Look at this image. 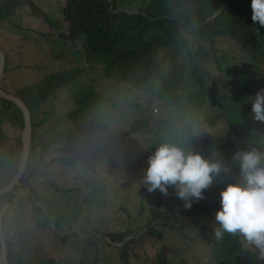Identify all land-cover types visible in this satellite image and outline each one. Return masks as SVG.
<instances>
[{
	"label": "trees",
	"instance_id": "16d2710c",
	"mask_svg": "<svg viewBox=\"0 0 264 264\" xmlns=\"http://www.w3.org/2000/svg\"><path fill=\"white\" fill-rule=\"evenodd\" d=\"M53 1L55 10L50 8L47 14L33 0H0V35L8 28L14 34L9 39L18 40L16 35L27 34L34 44L36 36L45 39L56 29L58 38L77 48L76 54L84 64L95 67L109 82L110 92L148 95L161 104V113L146 114L135 95L128 103V114L115 118L120 104L116 98L106 89L98 91L87 86L71 96L73 108L57 115L52 122L53 101L64 86L71 84L69 72H52L14 91L31 114V146L19 181L22 185L0 195V204L12 205L8 210L18 205L22 210L25 202L30 211L28 221L34 230L53 228L60 239L80 238L85 247L108 238L109 245H121L120 264H131L136 258L132 253L134 244L124 242L134 235L140 238V230L105 232L88 215H81L82 221L76 225L78 232L72 230L66 234L61 214L53 217L49 206L31 185L35 182V169H49L55 164L67 169V177L82 165L98 170L107 163L115 169L119 163L108 156L115 151L113 146L129 136L147 137L148 156L159 144L173 143L185 151L199 153L204 159L218 161L227 171L214 177L212 184L202 190L203 198L194 201L190 208L184 207L175 192L170 198L169 191L167 194L158 191L154 198L142 197L136 213L153 211L147 224L155 221L159 228L146 232L160 241L164 231L181 233L186 228L206 244L214 264H246L245 260L249 264H264L240 237L225 233L217 241L213 235L214 213L220 206L219 192L226 183L239 179L235 154L252 149L264 153V122L253 119L250 103L264 89V75L260 72V63H264V27L251 20L250 0H148L138 8L131 6L133 0ZM23 10L36 15L31 14L38 22L37 30L22 27L16 21L15 15ZM1 50L4 54L2 47ZM9 66L5 56L0 89L7 94L10 92L4 76L17 69ZM47 104L49 109L44 110V117L35 123L34 115ZM112 126L121 128V132L109 141L104 133ZM23 129L20 108L0 98V190L17 174ZM36 129H41L38 135ZM8 132L18 134L14 143L9 142ZM134 172L140 173L141 167L135 166ZM74 174L78 184L80 175ZM140 179L143 183V178ZM50 187L61 195L75 191L53 184ZM19 188L26 192V199L21 196L17 204ZM85 206L101 210L98 220L108 210L110 215L111 211L127 213L121 202L108 198L105 187L96 196L85 198L81 209ZM6 217L7 212L3 231L8 263L13 264L14 245L8 240ZM23 260L19 255L15 264H24ZM154 263L173 264L168 255L161 253ZM41 264L95 263L66 256L45 259Z\"/></svg>",
	"mask_w": 264,
	"mask_h": 264
},
{
	"label": "rangeland",
	"instance_id": "374dc122",
	"mask_svg": "<svg viewBox=\"0 0 264 264\" xmlns=\"http://www.w3.org/2000/svg\"><path fill=\"white\" fill-rule=\"evenodd\" d=\"M126 1L124 0V2ZM147 1L133 0L131 2L132 5H130L133 8H138L142 6L143 2ZM33 2L38 8L45 10L47 14L50 12V8L55 10L53 0H33ZM31 14L36 16L29 10L17 12L15 15L16 21L22 27L37 30L38 22ZM53 14L55 15V12ZM52 31L53 34L45 39H40L36 36L37 43L34 44L29 41L30 38L27 34L16 35L19 38L18 40L9 39L11 34H14L8 28L3 31L5 33L2 36L0 35V47L3 48L4 54L8 59L9 68L12 66L17 67L12 73L8 72L4 76V83L9 88L10 95H14V91L37 82L52 72H61L62 74L69 72L68 80L71 81V84L64 86L58 92L57 99L53 101L52 122L57 115L61 116L66 110L73 108L71 96L77 89L87 86H91L98 91L106 89L108 94L116 98L120 104L115 118L128 114V103L134 99L135 95L143 104L146 114L152 112L154 116L160 115L161 104H157L148 95H141L137 92L133 95L131 93L122 94L112 88L113 92H110L109 82L97 69L84 64L83 59L76 54L77 48H72L70 43L60 40L56 34V29H52ZM22 38L25 40H22ZM71 66L74 67L69 70ZM260 72L264 75V63H260ZM47 109H49V104L44 109L37 111L33 121L39 123L44 117V110ZM155 110L158 112L155 113ZM126 123H128V119H126ZM218 129H221V125ZM40 131L41 129H36L37 135ZM120 132L121 128L112 126L105 131L104 138L111 141ZM17 135L15 132H8L9 142L14 143V138L16 139ZM146 139L147 137L144 138L138 135L129 136L114 145L115 151L109 153L108 156L119 163V166L115 169L107 163L102 164V167L98 170L90 166L86 168L82 165L76 171H70V176L67 177L66 173H69L67 169L55 164L49 169L46 167L35 169L33 174L35 182L31 186L44 199L46 206H49V211L53 217L58 213L61 214L64 219L62 222L63 230L66 231V234L72 230L78 232L76 225L82 221L81 215H88V218L99 224L98 227L105 232L109 230L113 233H124L128 230H140L142 233L140 238L134 235L127 238L124 242L134 244L132 253L135 254L136 258L130 261L131 264H155L154 262L160 253L168 255L173 264L174 262L176 264H214L209 257V249L206 244L186 228L181 233L164 231L163 239L160 241L153 239L150 233L146 232L147 229L158 228L155 221L147 224L149 214L154 212L147 210L145 214L138 215L136 210H138L137 207L142 197L154 198L159 191H148L147 186L140 181V177L143 178L144 170L147 167V158L149 157ZM128 157H131V160ZM46 162L49 161L46 160ZM135 166L141 167L140 173L135 174ZM74 173L80 175L78 184L75 183ZM52 184L62 189L75 188V191L71 195H61L51 189L50 185ZM21 185L19 184L18 186ZM103 187L106 188L109 199L115 203L119 201L125 206L126 215L118 211H111L112 214L110 215L108 210L98 220L101 210H97L95 206H85L81 209L82 201L85 198L96 196L99 190H103ZM168 188H170L168 189V198H170L175 190L171 186ZM19 189L16 193L19 196L17 204H20L21 196L25 198L26 193L21 188ZM76 189L78 190L76 191ZM23 203L22 210L18 205L14 206L7 211L6 217V225L10 230L8 240L14 245L12 248L15 257L13 264L17 262L19 255L23 256L24 264H41L42 260L45 259H59L66 256L76 260L84 259L87 263L120 264L118 255L121 245H109L107 241H103V243H96L95 246L85 247L84 242L80 238L69 236L66 239H60L55 235L53 228L41 231L34 230L31 227L33 225L28 221V212H30L28 211V206L25 202ZM7 205L0 204V213ZM10 206L8 205V209ZM129 225L131 226L128 227ZM245 263L249 264V261L245 260Z\"/></svg>",
	"mask_w": 264,
	"mask_h": 264
},
{
	"label": "clouds",
	"instance_id": "9594fccd",
	"mask_svg": "<svg viewBox=\"0 0 264 264\" xmlns=\"http://www.w3.org/2000/svg\"><path fill=\"white\" fill-rule=\"evenodd\" d=\"M250 7L251 20L264 27V0H250ZM250 103L253 119L264 122V89ZM234 158L238 161L239 179L226 183L219 192L213 235L217 241L225 233L238 236L258 259L264 260V153L252 149L237 152ZM226 171L218 161H209L173 143H161L147 158L143 183L148 191L164 194L173 187L184 207L190 208L194 201L203 198L202 190L212 184L214 177ZM5 207L7 212L8 205ZM104 240L110 242L108 238Z\"/></svg>",
	"mask_w": 264,
	"mask_h": 264
},
{
	"label": "water",
	"instance_id": "95a60500",
	"mask_svg": "<svg viewBox=\"0 0 264 264\" xmlns=\"http://www.w3.org/2000/svg\"><path fill=\"white\" fill-rule=\"evenodd\" d=\"M5 67V56L0 47V75L2 74ZM0 98L8 100L16 104L23 113L24 117V129L21 134V156L20 163L17 174L12 178L10 183L0 190V195L9 192L14 186L19 185V181L24 174L26 164L29 158L30 146H31V137H32V121L31 114L25 104L15 95H10L5 93L0 89ZM7 210V207H4L3 211L0 213V264H9L8 263V255H7V247L6 241L3 231V216Z\"/></svg>",
	"mask_w": 264,
	"mask_h": 264
},
{
	"label": "crops",
	"instance_id": "0c3cea01",
	"mask_svg": "<svg viewBox=\"0 0 264 264\" xmlns=\"http://www.w3.org/2000/svg\"><path fill=\"white\" fill-rule=\"evenodd\" d=\"M12 206V205H11Z\"/></svg>",
	"mask_w": 264,
	"mask_h": 264
}]
</instances>
